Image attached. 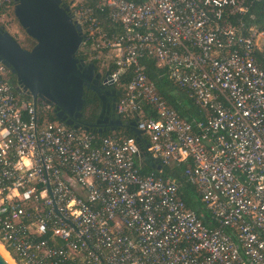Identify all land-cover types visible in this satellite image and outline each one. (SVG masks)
Returning <instances> with one entry per match:
<instances>
[{"label": "built area", "instance_id": "built-area-1", "mask_svg": "<svg viewBox=\"0 0 264 264\" xmlns=\"http://www.w3.org/2000/svg\"><path fill=\"white\" fill-rule=\"evenodd\" d=\"M59 1L83 63L114 66L111 87L130 70L115 113L134 118L152 160L184 165L208 221L175 182L140 173L133 138L49 121L0 64L2 250L14 264H264V30L233 19L247 0ZM13 5L0 0V17ZM141 58L202 117L180 118Z\"/></svg>", "mask_w": 264, "mask_h": 264}, {"label": "water", "instance_id": "water-1", "mask_svg": "<svg viewBox=\"0 0 264 264\" xmlns=\"http://www.w3.org/2000/svg\"><path fill=\"white\" fill-rule=\"evenodd\" d=\"M12 2L17 25L34 42L29 50L22 49L0 28V64L14 76L16 89L30 96L33 103L40 100L52 107L55 120L65 126H68L64 122L66 116L81 117L83 89H87L99 105L94 126L103 125L102 133L126 128L138 136L140 132L135 129V123L122 122L115 113L114 99L119 93L108 85L99 86L95 66L76 58L82 36L60 1ZM149 165L155 171L160 170L155 163ZM0 264H6L1 257Z\"/></svg>", "mask_w": 264, "mask_h": 264}, {"label": "trees", "instance_id": "trees-1", "mask_svg": "<svg viewBox=\"0 0 264 264\" xmlns=\"http://www.w3.org/2000/svg\"><path fill=\"white\" fill-rule=\"evenodd\" d=\"M93 0H85L86 3H90ZM132 1L134 3H140L142 0H127ZM247 10L243 15H235L233 17L243 21L246 25L251 26L257 30H264V0H247L246 3ZM11 18H14L12 13L10 15ZM1 29H3L0 26ZM21 29V28H20ZM4 30V29H3ZM22 30V29H21ZM23 31V30H22ZM24 33V32H23ZM26 36V35H25ZM29 47H23L19 43H17L22 49L29 50L32 45L34 44L33 40L26 36ZM14 39V38H13ZM76 58L81 61H86L85 56L78 50L76 53ZM95 68L98 70V66L94 61H90ZM139 64L143 66V71L147 77V79L153 84L157 94L163 98L166 103L176 112V114L186 120H197L202 117V114L199 112L198 108L195 107L185 95V92L179 91L176 89L166 78V71L164 68L156 67L153 60L148 58H141L139 60ZM115 67L109 65L107 69L104 71L107 74H111L114 71ZM8 73V84L11 88H16V83L14 76ZM130 70H127L125 74L118 77L117 86L113 87L115 91L122 93L123 87L126 85L130 78ZM176 94V98L178 99L179 103L182 105L178 106L175 98H173V94ZM27 98V97H26ZM83 105H82V113L86 117H93L95 112L97 111V100L91 99V94L89 92L83 91L82 95ZM37 106L40 109V113H46V117L49 121L57 122L51 112L43 111V107L45 106L42 101H36ZM122 122H134V118L129 117H121L119 116ZM91 135L102 137V136H121V137H131L135 141L139 151V161H140V173L147 174V173H154L161 178L169 179L177 184L178 187V197L184 203L185 207L195 213L197 218L201 220L203 223H207L208 221V214L204 210L203 204L196 195L194 188L191 187L188 182L186 181L185 177L183 176L184 165L183 164H172V165H162L149 157V154L146 151V138L140 133L138 136H135L130 130L126 128L117 129L114 132L106 131L105 133H96L91 132ZM150 163H155L156 165L160 166L159 171H155L150 167Z\"/></svg>", "mask_w": 264, "mask_h": 264}, {"label": "flooded vegetation", "instance_id": "flooded-vegetation-1", "mask_svg": "<svg viewBox=\"0 0 264 264\" xmlns=\"http://www.w3.org/2000/svg\"><path fill=\"white\" fill-rule=\"evenodd\" d=\"M89 63V62H87ZM86 64V63H84ZM96 72L99 74L98 76V85H108L106 83V80H107V72L104 71V70H97L96 69ZM109 86V85H108ZM111 87V86H109ZM83 91L85 92H89L91 94V99H96V97L87 89H83ZM97 100V99H96ZM110 102L109 104H111L112 100L109 99ZM116 100L117 99H114V102L116 103ZM50 111L51 113L55 114V112H53V108L50 107ZM98 111H99V105H98V101H97V111L95 112L94 116L93 117H86L83 115L82 111H81V117L78 118V119H74L72 117H65L64 118V122H67L68 123V126L67 127H70L74 130H79V131H82V132H85V133H91V132H96V133H101L103 130V125H97V126H94V122L95 120L97 119V115H98ZM99 121L101 122L102 119H99Z\"/></svg>", "mask_w": 264, "mask_h": 264}, {"label": "rangeland", "instance_id": "rangeland-1", "mask_svg": "<svg viewBox=\"0 0 264 264\" xmlns=\"http://www.w3.org/2000/svg\"><path fill=\"white\" fill-rule=\"evenodd\" d=\"M0 26L21 46L29 47V42L25 34L17 25L14 18H11L10 16L0 17ZM5 75L6 79H8V73L5 72Z\"/></svg>", "mask_w": 264, "mask_h": 264}, {"label": "bare ground", "instance_id": "bare-ground-1", "mask_svg": "<svg viewBox=\"0 0 264 264\" xmlns=\"http://www.w3.org/2000/svg\"><path fill=\"white\" fill-rule=\"evenodd\" d=\"M0 257L6 262V264H14L7 254L2 250L0 246Z\"/></svg>", "mask_w": 264, "mask_h": 264}, {"label": "crops", "instance_id": "crops-1", "mask_svg": "<svg viewBox=\"0 0 264 264\" xmlns=\"http://www.w3.org/2000/svg\"><path fill=\"white\" fill-rule=\"evenodd\" d=\"M173 94V98H175V101L177 102V104H179L178 106H181L182 107V105L179 103V101H178V99L176 98V96H178V95H176V94H174V93H172ZM116 131V130H115ZM114 132V131H113Z\"/></svg>", "mask_w": 264, "mask_h": 264}]
</instances>
